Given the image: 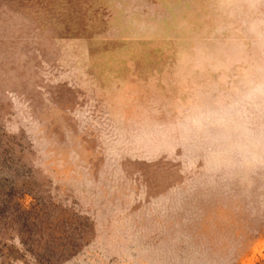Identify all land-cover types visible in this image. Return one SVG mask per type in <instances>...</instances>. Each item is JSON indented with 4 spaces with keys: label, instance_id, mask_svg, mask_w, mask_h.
I'll use <instances>...</instances> for the list:
<instances>
[{
    "label": "rangeland",
    "instance_id": "374dc122",
    "mask_svg": "<svg viewBox=\"0 0 264 264\" xmlns=\"http://www.w3.org/2000/svg\"><path fill=\"white\" fill-rule=\"evenodd\" d=\"M0 264H264V0H0Z\"/></svg>",
    "mask_w": 264,
    "mask_h": 264
}]
</instances>
